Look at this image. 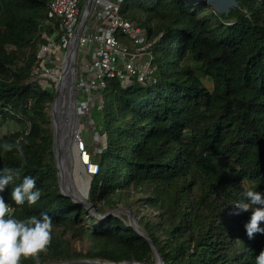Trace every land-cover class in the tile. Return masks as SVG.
Returning <instances> with one entry per match:
<instances>
[{
  "label": "trees",
  "instance_id": "obj_1",
  "mask_svg": "<svg viewBox=\"0 0 264 264\" xmlns=\"http://www.w3.org/2000/svg\"><path fill=\"white\" fill-rule=\"evenodd\" d=\"M50 1L0 0V130L8 122L27 126L0 136V176L5 169L19 173L0 195L18 219L47 213L53 220V239L39 264H156L151 245L130 224L89 215L61 193L50 112L54 86L42 87L32 76L42 63L40 46L63 33L58 21L55 30L42 26ZM238 1L229 15L198 0L120 3L123 18L147 31L156 81L123 87L113 79L102 91L92 119L103 139L96 149L85 143L99 167L89 174V203L104 201L99 214H107L134 189L149 194L143 201L159 211V223H138L163 264H256L264 251V233L250 239L245 229L252 210L235 206L246 189L264 193V0ZM25 176L36 180L41 197L18 206L11 192ZM70 235L87 241V252Z\"/></svg>",
  "mask_w": 264,
  "mask_h": 264
},
{
  "label": "built area",
  "instance_id": "obj_2",
  "mask_svg": "<svg viewBox=\"0 0 264 264\" xmlns=\"http://www.w3.org/2000/svg\"><path fill=\"white\" fill-rule=\"evenodd\" d=\"M82 2L51 0L49 3L48 19L42 26L55 30L58 21L63 33L60 40L57 34L50 35L39 48L38 58L42 63L34 69L32 76L42 87L52 85L59 77V63L81 24ZM121 2L95 0L91 16L78 39V54L86 73L77 86L79 93L85 97L82 106L86 110L97 101L99 95L102 96L110 80L119 79L123 87L135 82L149 84L156 81L151 74L153 55L147 31L123 18ZM81 159L89 174L98 172V165L91 163L86 151L81 154Z\"/></svg>",
  "mask_w": 264,
  "mask_h": 264
},
{
  "label": "clouds",
  "instance_id": "obj_3",
  "mask_svg": "<svg viewBox=\"0 0 264 264\" xmlns=\"http://www.w3.org/2000/svg\"><path fill=\"white\" fill-rule=\"evenodd\" d=\"M2 147L5 152H9L14 146L4 143ZM16 147L19 155L23 156V150L18 145ZM18 174V171L12 173L11 169L4 170V174L0 176V193L10 185L13 175ZM243 196L245 200L235 206L241 211L252 210L251 218L245 224L247 235L251 239L258 232L264 233V229L260 227L261 222H264V193L246 189ZM40 197L41 191L36 188V180L31 176H25L23 182L11 192V199L18 206L25 202L35 205ZM250 205L255 207L250 208ZM15 211L0 195V264H21L25 259H34L39 264L40 254L48 250L53 239V220L47 213L21 220L15 217ZM235 214L238 215L239 212ZM255 261L256 264H264V251L256 256Z\"/></svg>",
  "mask_w": 264,
  "mask_h": 264
},
{
  "label": "rangeland",
  "instance_id": "obj_4",
  "mask_svg": "<svg viewBox=\"0 0 264 264\" xmlns=\"http://www.w3.org/2000/svg\"><path fill=\"white\" fill-rule=\"evenodd\" d=\"M78 54L76 60V89L78 93V120L75 122V129L77 133V139L74 142L72 149H71V157L73 161L72 165V182L74 188L79 192L80 200L83 203L89 202V194H90V176L87 170L86 165L81 159V154H83L85 150V143L90 146L98 147V145L102 142V135H101V127L100 122H96L95 119H92V114L95 116L97 114V107L103 104L102 98L100 95L97 97V101L95 100L94 104H97L95 108L93 105L85 109L82 104L85 102V97L82 93H79V89L77 84L80 81V78H84V73H86V68L83 67V63L81 58ZM64 58V57H63ZM60 69L58 71L59 77L62 71L63 59L59 63ZM59 77L56 82L52 85L54 86V92L57 88V83L59 81ZM205 84L208 88H212L211 83L209 80L205 81ZM52 105V104H51ZM94 109V110H93ZM51 112V109H50ZM27 129L26 125H18L15 122H8L5 126L0 130V136L10 134L16 131H25ZM78 195V194H75ZM149 194L146 192H142L141 190L134 189L130 193L129 199L124 204H119L117 209L121 211L113 213V216L119 217L123 219L125 222L130 224L131 218L138 223L140 219L147 221L149 223H159V211L147 203L143 201ZM128 205L129 207H127ZM104 201L98 200L95 203L91 204V208L88 209L89 215L96 216L98 219H102V215L99 214V211L103 209ZM112 212V210L107 211V213ZM88 217V216H86ZM139 224V223H138ZM70 239L72 241L73 246L81 252H87L89 248V243L79 237H72L70 235Z\"/></svg>",
  "mask_w": 264,
  "mask_h": 264
},
{
  "label": "water",
  "instance_id": "obj_5",
  "mask_svg": "<svg viewBox=\"0 0 264 264\" xmlns=\"http://www.w3.org/2000/svg\"><path fill=\"white\" fill-rule=\"evenodd\" d=\"M200 2L206 3L207 5L211 6L212 9L214 10L215 13L217 14H224V15H229V13L234 10V9H238L240 7V2L238 0H198ZM95 0H87L86 3L84 4V8H83V13L81 16V24L80 27L78 29V31L76 32L74 38L72 39L71 43L69 44V46L67 47L65 53H64V58H63V66H62V71L59 77V81L57 83V88L54 94V99L51 105V127H52V131H53V154L55 157V163H56V167H57V174H58V181H59V185L61 188V193L64 196L70 197L73 202H75L76 204H81L83 206L86 207L87 211L89 208H91V203H83L80 200V196L79 195H75L77 194V190L74 188L73 182H72V176L71 173L72 172V168L69 167V174H68V184H65L64 180H63V174L65 173L64 170L65 168H63V166L61 165V159H59V156L57 154L58 152V148L59 145L61 144V138H62V134L63 131L66 129V126L68 125V123L71 120H78V93H77V89H76V60H77V56H78V39L81 36L84 26L86 24V22L88 21V19L91 16V12L93 9V5H94ZM67 73H70V77H71V83H72V88L71 91H73L72 96L70 97V106H71V102H72V106L74 108L73 111L71 112H67L65 114H63L62 118H59L57 111H56V104H57V100H58V96L60 93V89H61V84L62 81L65 77V75ZM73 97V98H72ZM72 98V99H71ZM77 139V133L76 131L73 133V144L74 141H76ZM121 211L120 209H113L112 212H109L105 215H102L101 217L104 218L106 216L109 215H113V213L115 212H119ZM130 225L135 229V231L141 236L143 237L152 247L153 253L156 257V264H163V260L159 254L158 249L154 246L152 240L149 238V236L145 233V231L142 229V227L136 222L134 221L132 218L130 220ZM57 264H115V263H102L101 261H90V260H73V261H66V262H62V263H57ZM119 264H139L137 262H122Z\"/></svg>",
  "mask_w": 264,
  "mask_h": 264
},
{
  "label": "bare ground",
  "instance_id": "obj_6",
  "mask_svg": "<svg viewBox=\"0 0 264 264\" xmlns=\"http://www.w3.org/2000/svg\"><path fill=\"white\" fill-rule=\"evenodd\" d=\"M70 76H71L70 73H67L61 84V89H60V93H59L57 104H56V111H57L59 118H62L63 114L74 110L72 106V102L70 106V101H71L70 97L73 94V91H71L72 83H71ZM75 122L76 120H71L66 126V129L63 131L62 138H61V144L59 145L58 152H57L59 159H61L60 163H62L61 165L63 166V168H65L64 170L65 173L63 174V177H62L65 184H68V181H69V179H67L68 174H69V167L72 168V165H73V161L71 157V149L73 146V140H72L73 133L76 131ZM77 194L80 195L79 192H77Z\"/></svg>",
  "mask_w": 264,
  "mask_h": 264
}]
</instances>
